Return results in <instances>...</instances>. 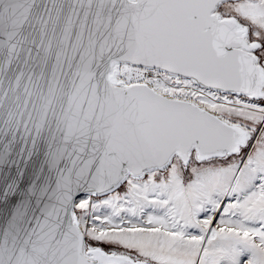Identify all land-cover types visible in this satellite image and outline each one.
<instances>
[{"label":"snow or ice","instance_id":"6c2138e0","mask_svg":"<svg viewBox=\"0 0 264 264\" xmlns=\"http://www.w3.org/2000/svg\"><path fill=\"white\" fill-rule=\"evenodd\" d=\"M0 264H264V0H0Z\"/></svg>","mask_w":264,"mask_h":264}]
</instances>
